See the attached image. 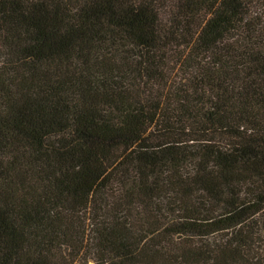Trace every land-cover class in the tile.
<instances>
[{
	"label": "trees",
	"instance_id": "1",
	"mask_svg": "<svg viewBox=\"0 0 264 264\" xmlns=\"http://www.w3.org/2000/svg\"><path fill=\"white\" fill-rule=\"evenodd\" d=\"M89 259L264 264V0H0V264Z\"/></svg>",
	"mask_w": 264,
	"mask_h": 264
},
{
	"label": "rangeland",
	"instance_id": "2",
	"mask_svg": "<svg viewBox=\"0 0 264 264\" xmlns=\"http://www.w3.org/2000/svg\"><path fill=\"white\" fill-rule=\"evenodd\" d=\"M211 238V240H213V239H215V238H217L216 237V235H213V236H211L210 237ZM190 242L192 245H198V244H200V238H198L197 236H189V238H185V239H183L182 240V242ZM148 242L150 243V242H152L151 240H150V237L148 236ZM148 243V244H149ZM81 264H96L95 263V261H93L92 259H89L87 262H85V263H81Z\"/></svg>",
	"mask_w": 264,
	"mask_h": 264
}]
</instances>
